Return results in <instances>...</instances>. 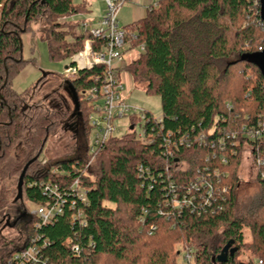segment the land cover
<instances>
[{"label": "trees", "instance_id": "16d2710c", "mask_svg": "<svg viewBox=\"0 0 264 264\" xmlns=\"http://www.w3.org/2000/svg\"><path fill=\"white\" fill-rule=\"evenodd\" d=\"M80 9L71 0H0V180L20 173L34 157L39 159L42 143L54 127L48 112L61 111L53 98L47 110L38 112L28 91L19 94L13 90L12 80L26 64L36 63L35 58H23V36L30 35L31 51L38 42L43 44L49 62L71 59L82 49L88 32L66 41L65 34L58 32L59 21L79 14ZM124 29L137 36L135 45L144 47L128 72L133 83H144L147 92L159 97L163 134L170 133L177 141L205 133L209 144L223 139L228 155L220 167L225 172L222 183L227 186L217 198L222 209L199 216L173 213L171 220L161 214L168 212L163 203L170 200V181L182 193L195 171L217 163L205 160L212 152L209 144L177 150L168 164L183 162L187 171H171L170 177L163 170L167 161L160 154L162 137L151 147L132 138H113L96 154L89 169L87 159L78 155L51 165L56 174H50L48 168L36 169L38 159L28 168L23 186L28 201L37 206L51 202L41 186L50 182L59 186L64 202L62 214L36 231L41 254L51 264H177L182 251L184 258L187 251L192 257L184 264H254L256 259H264V221L258 217L262 207L264 210V70L256 61L264 48V24L258 0H159L144 18ZM102 72L103 67L81 70L75 80L60 79L59 83L70 90L75 111L83 119L85 149L88 116L94 110L86 94L98 88L96 79ZM53 93L56 97V89ZM150 124L147 131L153 128ZM250 127L262 129V137L244 138L242 129ZM227 133L236 135L234 142L226 140ZM242 140L249 143L262 189V204L247 215L235 210ZM138 165L152 171L150 189L138 178ZM76 179L81 181L85 203L70 191L69 185ZM3 208L0 203V213ZM142 217L144 223L140 224ZM30 224L24 229L29 234ZM244 228L251 233L248 244ZM68 239L71 243L66 245ZM73 245L78 246L79 256L71 252ZM227 245L226 261H213ZM243 249L251 253L248 260L241 258Z\"/></svg>", "mask_w": 264, "mask_h": 264}, {"label": "built area", "instance_id": "2783aa9c", "mask_svg": "<svg viewBox=\"0 0 264 264\" xmlns=\"http://www.w3.org/2000/svg\"><path fill=\"white\" fill-rule=\"evenodd\" d=\"M128 0H103L105 9L104 14L98 24L86 29V24H83V32H88V36L82 43V49L75 54L64 68L62 79L65 81H73L77 78V74L82 70H91L94 67H103L104 72L102 76H98L96 81L100 84L98 88H93L88 91L86 98L93 101V112L88 116L89 138L87 144L86 155L88 159H92L96 154L103 149L105 144L113 139L114 120L129 116L137 122H141L140 133L133 132V139L144 146L151 147L158 141V136L162 137L161 158L165 159L167 163L164 164V171L171 177L172 172H186L187 165L183 162H175L168 164V160L177 156V150L183 148L190 150L193 147L206 148L208 142L205 138V133H200L199 136L189 139L187 136L179 137L177 141L173 140L170 133H164L162 130L161 117L154 119L147 117L145 111L136 108L128 107L121 96L122 86L119 81V73L122 70V49L129 45L132 48H138L139 52H143L142 44L135 45L137 36L129 33L126 29L120 28L117 23V14ZM151 122V124H150ZM153 125L150 131H147L148 125ZM132 128L136 127V123H131ZM260 125L257 127L259 128ZM158 128V129H157ZM158 131L154 133V130ZM242 136L248 141L259 139L262 137V129L243 128ZM235 134H226V140L230 143L234 142ZM212 152L205 157L206 161L214 160L217 163L213 167H205L203 170H197L193 174L191 181L185 185L182 193H179L175 185L170 181V200H166V210L168 212L161 213L167 220H171L173 213L189 212L190 214H213L222 209L217 198L226 192L227 186L222 183L224 173L221 172L220 167L227 162V149L223 147V139L219 140L217 144H209ZM232 150V149H231ZM229 150L230 152H232ZM177 160V159H175ZM182 164V166H180ZM88 168V165L85 166ZM58 172L56 169L52 171L53 174ZM136 173L146 188H151L153 173L148 166L138 165ZM43 193L48 194L51 202L47 205L37 206L33 212V217L30 221L31 234L25 236L23 242L15 247L13 250H8L4 255L0 264H51L44 255L41 254L42 248L39 244L37 232L41 227L51 225L54 219L62 214L64 205L60 189L57 184L42 183ZM71 193L81 203L86 202V195L79 179L74 180L69 185ZM223 201V198L221 197ZM217 203V204H216ZM72 206L74 203L71 204ZM145 212V211H144ZM80 216V214L78 215ZM139 223H144V218L139 219ZM173 223V222H172ZM151 231L155 230L154 226L150 227ZM71 240L66 241L69 245ZM71 252L79 256L80 250L78 246H71ZM191 252L187 251L185 254L186 262H190ZM254 264H264V259H256Z\"/></svg>", "mask_w": 264, "mask_h": 264}, {"label": "rangeland", "instance_id": "374dc122", "mask_svg": "<svg viewBox=\"0 0 264 264\" xmlns=\"http://www.w3.org/2000/svg\"><path fill=\"white\" fill-rule=\"evenodd\" d=\"M71 1L73 5L81 8L80 13L82 9L86 8V4H84L85 0ZM97 7L98 11L100 9L101 12L103 6L100 7L99 5H97ZM122 9L123 8H120V11L116 17L117 23L119 24L118 26L120 27L126 26L127 23H125V21L129 19L128 15H123L124 10ZM87 10H84L86 14L81 13L78 15H73L59 21L62 24V27L59 28L58 32H63L65 34L64 38L66 41H72L74 35H78L79 33H81L84 29L83 24H86V29L88 30L97 25L98 21L96 17L92 13H90L89 10ZM88 17H92V19ZM35 30L36 32H39V29L37 27L35 28ZM38 36L39 34L37 35V37ZM28 37L23 36V58L25 61L28 59L35 58L36 63L26 64L22 73H20L18 76H16L14 80H12L13 90L19 94L28 91L26 95H28L30 100L33 101V105L38 106V112H44V108L46 109V106H48L49 101H51L53 98H55V101H60L61 97L66 99V105L69 111H71L73 106L69 102V98H67L61 90L58 92V94L56 91V97L54 93L52 94V92H54L55 89L58 88L60 79L62 80L64 68L68 65V63H70V59H64L55 63L49 62L44 45L38 42L35 48L31 51V43L29 42ZM139 54V49L136 47L132 48L129 45H126L122 49V70L119 73V81L122 86L121 96L124 103L128 107L149 112L154 119H159L161 117V104L159 97L153 92H147L144 88L145 86H143L145 85L144 83H133L128 72V66L131 64V61L139 57ZM42 72L45 73V75H43L45 76L44 78L41 77ZM47 92L51 94L50 97L46 94ZM58 111L59 110H51L48 112L51 118L50 123L52 125L54 124L55 126L51 129L49 135L44 139L46 143H44L42 147V153L40 154V157L38 159L39 161L35 165L36 169L48 168V170L50 171L49 173L53 174L52 171L55 170V168H49L51 165H53L58 160H64L75 155L81 156L85 158V160L87 159V165L89 169L92 164L93 158L88 159L89 156L86 155L87 147L85 149L83 146L82 135L75 137L72 131L63 130V122H61V118H58L55 115V112L57 113ZM129 116L116 118L114 120L113 130H115V132L112 138L119 139L124 137L133 139V132L137 134L140 133L141 122H137L134 119H131ZM132 122L136 123V127L134 128V130L131 129ZM89 141L90 138L88 136L87 144L89 143ZM240 156V162L236 168L237 183L235 188V210L237 214L247 215L248 212H256L257 206L262 204V189L257 179V163L254 162L249 143L245 142L244 140H242V150ZM180 166H182V164H180ZM20 173L13 176L11 175L2 177L0 180V203H3V206L5 207L2 211L12 207V205L8 204H10V202H13L16 198V188L19 177L18 175ZM24 190L25 188L23 187L22 198L21 200H18L17 203L14 205L17 209L20 208V211H25L30 217L29 221H31V218L33 217V212L37 209V204L31 203L26 199ZM258 217L260 220L264 221L263 207L262 211L258 212ZM29 235L30 234L28 233V231L24 230L20 232V235L17 234V236L14 237V241H12L11 245H9L8 250H13L15 247H17L23 242L25 236ZM243 236L245 237L244 242H246V244L251 242V233L248 229L244 228ZM11 238L13 239V237ZM174 248L177 249L179 248V246L175 245ZM3 254L4 253H0V261L4 257ZM182 254L183 251L177 257V264H184L185 258ZM251 257V253L249 251H245V249L242 250V260H248Z\"/></svg>", "mask_w": 264, "mask_h": 264}, {"label": "flooded vegetation", "instance_id": "af4514ba", "mask_svg": "<svg viewBox=\"0 0 264 264\" xmlns=\"http://www.w3.org/2000/svg\"><path fill=\"white\" fill-rule=\"evenodd\" d=\"M43 74L45 73L42 72V78L45 77ZM60 90L67 98H69V102L73 106L72 110L69 111L65 98L61 97L60 101H55L59 104V108L61 109L58 118H61V122H63L62 129L72 131L75 137L83 135L85 130L83 119L79 113L75 111L74 101H72V98L70 97V90H68L64 83L63 85H59L56 89L57 94ZM16 203L17 201L15 200L10 202L8 205H12V207L0 213V253H5L8 250L9 245L14 241V237L17 236V234L20 235V232H22L25 229L26 224L29 223L30 217L25 211H20V208L17 209L14 205ZM11 237H13V239Z\"/></svg>", "mask_w": 264, "mask_h": 264}, {"label": "crops", "instance_id": "0c3cea01", "mask_svg": "<svg viewBox=\"0 0 264 264\" xmlns=\"http://www.w3.org/2000/svg\"><path fill=\"white\" fill-rule=\"evenodd\" d=\"M158 1L159 0H128L127 3L122 7L123 8L122 10H124L123 15H128L129 19L127 21H125V23H127L126 26H122V27L119 26V27L125 28V27H127L133 23H136L137 21L141 20L142 18H144L146 13L148 12V10L151 7L155 6ZM84 4H86V8L82 9L81 13L86 14L85 11L88 9L89 12L92 13L96 17L97 21L99 22L103 16V14H104V9H105L103 1L102 0H85ZM97 5H99L100 7L103 6L102 7L103 9L101 12H100V9L98 11ZM81 13H79V14H81ZM95 17H93V18H95ZM88 18L92 19V17H88ZM89 23H90V21H89Z\"/></svg>", "mask_w": 264, "mask_h": 264}, {"label": "water", "instance_id": "95a60500", "mask_svg": "<svg viewBox=\"0 0 264 264\" xmlns=\"http://www.w3.org/2000/svg\"><path fill=\"white\" fill-rule=\"evenodd\" d=\"M258 2H259L260 22L262 24H264V0H258ZM256 61L260 64L261 68L264 70V48L256 56ZM43 75H45V74H43ZM44 143H45V140L42 144V147H43ZM40 153H41V150H40L39 154ZM37 159H38V156L34 157L30 161H27V163L24 165L20 175H18L19 177H18V182H17V188H16L17 194H16L15 201L21 200L22 193H23V186H24V178H25L26 172H27L28 168L30 167V165H32ZM228 247H229V245L225 246L224 249L222 250V252H220V254L215 259H213V261H216L218 263L225 262L227 259Z\"/></svg>", "mask_w": 264, "mask_h": 264}]
</instances>
